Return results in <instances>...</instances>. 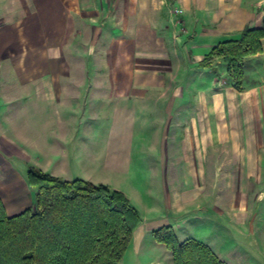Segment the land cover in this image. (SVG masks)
<instances>
[{
  "label": "crops",
  "instance_id": "0c3cea01",
  "mask_svg": "<svg viewBox=\"0 0 264 264\" xmlns=\"http://www.w3.org/2000/svg\"><path fill=\"white\" fill-rule=\"evenodd\" d=\"M92 10L107 27L87 61L74 32ZM263 15L264 0H0L7 215L33 204L31 164L124 193L139 222L118 264H173L153 237L163 226L227 264H264V38L238 87L221 58L201 63ZM18 119L28 148L8 132ZM213 225L225 258L202 235Z\"/></svg>",
  "mask_w": 264,
  "mask_h": 264
},
{
  "label": "trees",
  "instance_id": "16d2710c",
  "mask_svg": "<svg viewBox=\"0 0 264 264\" xmlns=\"http://www.w3.org/2000/svg\"><path fill=\"white\" fill-rule=\"evenodd\" d=\"M264 15L259 27L245 26L237 39L214 45L203 65L221 58L239 86L243 59L262 50ZM33 204L7 215L0 198V264H118L139 222L123 192L75 178L61 179L27 164ZM153 237L172 255L173 264H227L205 243L177 240L170 226Z\"/></svg>",
  "mask_w": 264,
  "mask_h": 264
},
{
  "label": "rangeland",
  "instance_id": "374dc122",
  "mask_svg": "<svg viewBox=\"0 0 264 264\" xmlns=\"http://www.w3.org/2000/svg\"><path fill=\"white\" fill-rule=\"evenodd\" d=\"M93 12L94 11L92 10V12L89 13L90 16L86 18L85 25L83 26V28L81 26L79 27V26L75 25L76 30L74 32L75 37H77V35L80 33L84 36L83 40H77L76 39L77 42H75V44H76L75 47L76 48L86 47L88 49V51H89L88 54L84 55V57L87 61H90V59H91L90 51H93L94 46H96L97 41H95L94 38L96 36V33L99 30L98 28L100 26L102 28L107 27L106 22L101 23L100 21L98 22V20L95 21L93 19V17H94ZM104 13L101 14L99 16V18L105 17V15L108 14V11L104 12ZM84 57L82 58V60L84 59ZM76 63H81V61L78 62L77 58H76V61L72 60V62H70V64H76ZM30 130H31V128H30V125L27 121H25L24 119H18L15 121V127L9 128L8 132L13 133V134L16 133V131L22 132L23 135L16 138V139H18L26 148H28L29 139H30ZM17 136H19V135H17ZM202 235H204L203 237L205 239H208L209 241H211L213 246L216 248V250L220 251V255L223 258H225V232L221 233L218 230V227L213 225V227L210 229V231H207L205 234H202Z\"/></svg>",
  "mask_w": 264,
  "mask_h": 264
}]
</instances>
